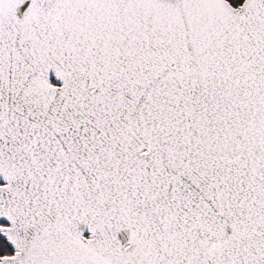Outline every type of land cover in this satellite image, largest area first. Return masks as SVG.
Returning a JSON list of instances; mask_svg holds the SVG:
<instances>
[{
  "label": "water",
  "instance_id": "95a60500",
  "mask_svg": "<svg viewBox=\"0 0 264 264\" xmlns=\"http://www.w3.org/2000/svg\"><path fill=\"white\" fill-rule=\"evenodd\" d=\"M0 264H264V0H0Z\"/></svg>",
  "mask_w": 264,
  "mask_h": 264
},
{
  "label": "trees",
  "instance_id": "16d2710c",
  "mask_svg": "<svg viewBox=\"0 0 264 264\" xmlns=\"http://www.w3.org/2000/svg\"><path fill=\"white\" fill-rule=\"evenodd\" d=\"M234 7H239L245 0H228ZM3 225L0 223V226ZM14 255L13 248L9 243L0 235V258L11 257Z\"/></svg>",
  "mask_w": 264,
  "mask_h": 264
},
{
  "label": "rangeland",
  "instance_id": "374dc122",
  "mask_svg": "<svg viewBox=\"0 0 264 264\" xmlns=\"http://www.w3.org/2000/svg\"><path fill=\"white\" fill-rule=\"evenodd\" d=\"M1 226H3V225H1ZM1 226H0V227H1Z\"/></svg>",
  "mask_w": 264,
  "mask_h": 264
}]
</instances>
